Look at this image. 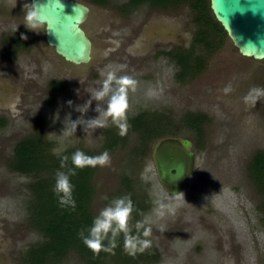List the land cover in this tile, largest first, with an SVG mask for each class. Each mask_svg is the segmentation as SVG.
<instances>
[{
  "label": "rangeland",
  "instance_id": "rangeland-1",
  "mask_svg": "<svg viewBox=\"0 0 264 264\" xmlns=\"http://www.w3.org/2000/svg\"><path fill=\"white\" fill-rule=\"evenodd\" d=\"M79 1L92 5L106 24L92 31L96 40L106 41L102 55L80 78L70 77V65L44 48L38 32L25 27V17L0 16V85L6 82L0 99V117L6 121L0 127V264H26L28 251L44 240L29 225L33 178L10 168L15 145L30 136L43 137L54 156L75 147L98 155L108 152L110 163L97 166L93 178L95 217L122 191V177L133 172L134 193L147 195L149 204L131 225L140 222L143 232L151 229L144 238L151 242L155 260L144 256L132 264H264V194L249 168L256 152L264 151V96L255 107L243 101L250 88H264V60L241 56L228 38L211 52L197 46L204 68L180 81L178 67L166 53L188 49L194 33L203 29L188 6L160 11L146 5L126 8L128 0H110L106 6ZM0 5L28 9V0H0ZM21 34L30 43L9 60L4 42ZM119 66L118 75L136 81L135 91L128 93L127 120L140 113L160 116L194 145L196 170L179 195L160 185L151 150L144 159L133 154L137 136L131 129L114 150L106 147V131L119 129L110 122L94 131L83 125L73 131L71 122L98 115L95 101L84 114L76 109L100 86L102 73ZM52 80L64 85L58 95L50 91ZM228 85L233 90L226 94ZM190 113L207 117L198 146L185 128ZM59 264L88 263L72 251ZM104 264L119 263L107 258Z\"/></svg>",
  "mask_w": 264,
  "mask_h": 264
},
{
  "label": "trees",
  "instance_id": "trees-1",
  "mask_svg": "<svg viewBox=\"0 0 264 264\" xmlns=\"http://www.w3.org/2000/svg\"><path fill=\"white\" fill-rule=\"evenodd\" d=\"M110 0H93L100 6H106ZM149 6L154 10H171L179 6H188L195 14V21L203 26L202 30L195 33L192 45L189 49L174 48L167 52L169 59L175 62L178 67L177 80H184L187 76L199 73L204 68V57L195 53L197 46H203L206 51H213L222 47L228 39L222 26L214 18L209 0H128L126 8ZM206 28L209 29L206 31ZM213 34H209V31ZM15 36L17 44L26 46L27 39ZM54 95H58L64 90V85L60 81H52L50 85ZM185 128L192 132L196 146L203 138L202 125L207 121L204 115L188 114L185 116ZM6 125V121L0 119V127ZM128 128L137 136V145L133 149L136 157L145 158L150 153L152 145L160 138L167 136H180L181 130L171 123L163 124L162 117H147L145 113H140L127 120ZM115 128L106 131V147L110 150L117 149L125 143V139ZM80 150L89 156H97V153L85 151L80 147H75L65 151L59 156H54L46 149V141L40 136H30L18 142L13 149V158L10 168L22 176L33 178L28 189L31 191L32 200L28 205L29 225L42 234L44 240L28 251L26 264H59L69 252H76L84 258L88 264H104L107 258L116 259L119 264H132L133 260L153 257L151 246L144 252H137L129 255L124 250V235L120 234L116 238L114 254L101 251L98 255L93 254L83 243L80 233L83 231L87 235V229L91 227L95 218L92 212V200L94 196L93 178L96 167H85L77 169V174L70 177L73 185V199L75 208L61 206L53 188L57 171H67L61 168L63 156L69 157L67 167H72L71 156ZM250 170L256 182L258 190L264 194V151L259 150L252 158ZM130 171V170H129ZM136 178L133 172L122 177V191L118 192L116 198L128 197L132 202L133 211L129 220L132 235L145 239L143 229H136L131 223L143 216L148 209V196L134 193L133 184ZM108 246V240L104 241ZM144 261V259H143Z\"/></svg>",
  "mask_w": 264,
  "mask_h": 264
},
{
  "label": "water",
  "instance_id": "water-1",
  "mask_svg": "<svg viewBox=\"0 0 264 264\" xmlns=\"http://www.w3.org/2000/svg\"><path fill=\"white\" fill-rule=\"evenodd\" d=\"M216 21L239 54L264 60V0H209ZM31 4V5H30ZM39 12L38 34L45 49L70 65V77L87 74L95 57H101L104 40H96L92 31L106 26L103 16L92 5L79 0H28ZM0 16L25 17L26 9L3 6ZM13 12V13H11ZM9 13V15H7ZM6 82L0 85V99ZM151 159L160 185L179 195L188 186L196 170V153L191 140L167 136L155 141Z\"/></svg>",
  "mask_w": 264,
  "mask_h": 264
},
{
  "label": "clouds",
  "instance_id": "clouds-1",
  "mask_svg": "<svg viewBox=\"0 0 264 264\" xmlns=\"http://www.w3.org/2000/svg\"><path fill=\"white\" fill-rule=\"evenodd\" d=\"M39 12L35 5L25 13V27L29 31H39ZM21 39H27L21 36ZM123 66L107 71L100 86L90 93V98L82 105L77 107V111L81 114L86 113L92 102H96L94 111L98 115L88 120L81 119V123L77 120L71 122L73 131L75 132L77 125H83L84 128L94 131L97 128H105L111 125L119 129L120 135L127 132V111L129 109L128 93L129 90L135 91L136 81L128 75H118ZM231 85L225 87L224 92L232 91ZM264 96V88L252 87L243 97V101L250 107H255L256 102ZM71 104V101L68 102ZM103 105V106H102ZM59 154V152H57ZM72 167H67L69 157L63 156L61 159V168H67V171H57L55 178L54 193L59 199L61 206H70L75 208L73 199V185L70 181L71 176L77 174V169L85 167L107 166L110 163L108 152H103L97 156H89L84 152L77 150L71 156ZM133 211L132 202L128 197L116 198L110 204L104 207L99 214L93 219L92 225L87 229V235L82 231L80 233L84 245L98 255L101 251L114 254L116 238L124 235V250L129 255H135L137 252H144L151 246V242L147 239H140L138 236L132 235V229L129 226V220ZM162 215V213H161ZM143 223L138 222L135 227L137 230L142 228ZM151 229H145L144 237L150 235ZM108 240V246L104 245V241Z\"/></svg>",
  "mask_w": 264,
  "mask_h": 264
},
{
  "label": "flooded vegetation",
  "instance_id": "flooded-vegetation-1",
  "mask_svg": "<svg viewBox=\"0 0 264 264\" xmlns=\"http://www.w3.org/2000/svg\"><path fill=\"white\" fill-rule=\"evenodd\" d=\"M31 1V0H30ZM31 5V4H30ZM3 7L1 6V8H0V13L2 12V9ZM30 9V8H29ZM28 10L26 9V12H27ZM212 12V11H211ZM11 13H13V12H11ZM1 15V14H0ZM7 15H9V13L7 14ZM152 17V16H151ZM194 35H195V33H194ZM193 39H194V36L190 39V44L188 45V49L191 47V45H192V42H193ZM11 40V41H10ZM10 40H8L7 42H4V45H9V47H7V48H5V50H4V52H5V55H6V57L9 59V60H12L14 57H15V53L16 54H18V52L22 49L23 51L25 50V48H27V45L26 46H21L20 44H17V42H16V39H10ZM13 40V41H12ZM30 43V42H29ZM12 46H14L16 49H15V51H14V48L12 47ZM176 48H178V47H176ZM4 55V56H5ZM169 59V58H168ZM179 70V69H178ZM52 81H56V80H52ZM52 81H50V83H49V86L51 85V83H52ZM62 83V82H61ZM63 84V83H62ZM50 91H51V93H53L52 92V89H51V87H50ZM0 119H1V117H0ZM5 126V125H4ZM3 126V127H4Z\"/></svg>",
  "mask_w": 264,
  "mask_h": 264
}]
</instances>
